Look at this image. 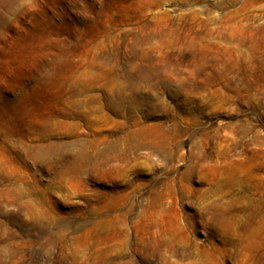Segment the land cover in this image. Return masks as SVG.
I'll list each match as a JSON object with an SVG mask.
<instances>
[{
	"label": "rangeland",
	"instance_id": "obj_1",
	"mask_svg": "<svg viewBox=\"0 0 264 264\" xmlns=\"http://www.w3.org/2000/svg\"><path fill=\"white\" fill-rule=\"evenodd\" d=\"M0 264H264V0H0Z\"/></svg>",
	"mask_w": 264,
	"mask_h": 264
}]
</instances>
